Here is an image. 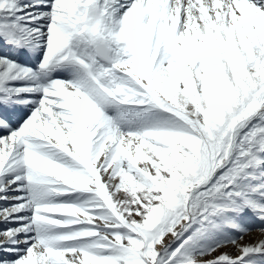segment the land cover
<instances>
[{
    "label": "snow or ice",
    "instance_id": "6c2138e0",
    "mask_svg": "<svg viewBox=\"0 0 264 264\" xmlns=\"http://www.w3.org/2000/svg\"><path fill=\"white\" fill-rule=\"evenodd\" d=\"M249 221L264 0H0V264H264Z\"/></svg>",
    "mask_w": 264,
    "mask_h": 264
},
{
    "label": "rangeland",
    "instance_id": "374dc122",
    "mask_svg": "<svg viewBox=\"0 0 264 264\" xmlns=\"http://www.w3.org/2000/svg\"><path fill=\"white\" fill-rule=\"evenodd\" d=\"M250 229H252V231L244 236V242L245 243H251L254 240L258 239V238H262V234L257 231L258 228L260 227H264V225H260L259 222L257 221H249L248 225H247ZM3 225L0 224V228H2ZM230 248H225L224 251H230Z\"/></svg>",
    "mask_w": 264,
    "mask_h": 264
}]
</instances>
